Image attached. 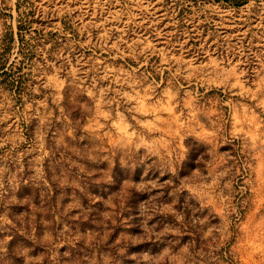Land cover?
I'll return each mask as SVG.
<instances>
[{"label":"rangeland","instance_id":"1","mask_svg":"<svg viewBox=\"0 0 264 264\" xmlns=\"http://www.w3.org/2000/svg\"><path fill=\"white\" fill-rule=\"evenodd\" d=\"M0 264H264V0H0Z\"/></svg>","mask_w":264,"mask_h":264},{"label":"trees","instance_id":"2","mask_svg":"<svg viewBox=\"0 0 264 264\" xmlns=\"http://www.w3.org/2000/svg\"><path fill=\"white\" fill-rule=\"evenodd\" d=\"M227 3H231L235 6H240L242 4H244L247 0H224ZM8 73H5V75H7ZM214 217H217L216 215H214Z\"/></svg>","mask_w":264,"mask_h":264}]
</instances>
